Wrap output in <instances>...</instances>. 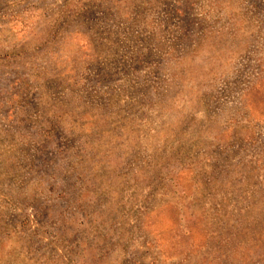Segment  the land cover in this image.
I'll return each mask as SVG.
<instances>
[{
    "label": "rangeland",
    "instance_id": "obj_1",
    "mask_svg": "<svg viewBox=\"0 0 264 264\" xmlns=\"http://www.w3.org/2000/svg\"><path fill=\"white\" fill-rule=\"evenodd\" d=\"M0 264H264V0H0Z\"/></svg>",
    "mask_w": 264,
    "mask_h": 264
}]
</instances>
